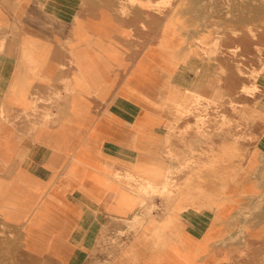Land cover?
<instances>
[{
  "label": "crops",
  "instance_id": "crops-1",
  "mask_svg": "<svg viewBox=\"0 0 264 264\" xmlns=\"http://www.w3.org/2000/svg\"><path fill=\"white\" fill-rule=\"evenodd\" d=\"M116 4L22 0L15 15L0 8V108L19 113L32 98L40 103L33 128L8 125L0 112V215L20 232L18 264H47L46 257L51 264H93L102 256L94 249L107 222L138 212L144 197L131 187L135 181L164 180L166 152L186 156L196 137L195 129L186 143L178 140L194 122L173 104L186 100L183 90L190 85L188 31L166 28L171 19L160 16L156 27L148 8L125 15L110 7ZM14 16L16 41L6 37ZM258 98L264 108V94ZM47 115L55 119L44 123ZM170 128L176 130L170 134ZM253 128L252 141H242L237 152L226 146L222 161L215 157L217 171L192 179L199 213L179 200V227L200 238L209 235L211 254L200 260H213L240 206L252 192L264 191V120ZM220 164L228 170L220 172ZM232 165L241 170L232 172ZM187 211L194 216H184Z\"/></svg>",
  "mask_w": 264,
  "mask_h": 264
},
{
  "label": "rangeland",
  "instance_id": "rangeland-1",
  "mask_svg": "<svg viewBox=\"0 0 264 264\" xmlns=\"http://www.w3.org/2000/svg\"><path fill=\"white\" fill-rule=\"evenodd\" d=\"M116 2L118 4L110 7L122 14L148 8L154 14L156 27L160 16L171 19L173 23L169 28L178 25L188 31L186 64L190 85L183 90L186 100L173 104L188 121L194 122L188 123L186 132L181 133L178 140L186 143L184 137L189 133L193 135L195 129L197 133L190 145H186V156L173 149L166 152L170 165L164 180L158 184L139 180L131 186L143 195L142 204L130 218L115 224L107 222L101 241L94 249L102 256L93 264H264V200L251 198L258 192H252L240 206L229 233L215 245L216 256L212 261L206 257L200 260L211 254V247L206 243L209 235L203 234L200 238L178 225L179 200L188 202L191 210L197 209L195 203L199 197L194 194L196 181L192 179L196 175L204 178L211 166L217 164L215 157L218 156V161L221 159L226 146L237 152L242 141L249 138L252 141L254 125L264 120V108L258 106V95L264 94V0H156L148 5L141 4V0ZM21 3L22 0H0V8L15 15ZM18 30L15 17L10 35L6 37L16 41ZM195 75L200 82L197 85ZM31 102L27 110L19 113L3 104L1 119L8 125L30 124L33 128L40 103L37 106L34 98ZM9 110L10 113H6ZM51 116H44L43 122L53 121L55 118ZM175 130L170 128L169 133ZM170 139L168 135L167 142ZM1 162L0 157V166ZM220 165V172L222 168L228 170V166ZM229 169L237 173L241 166L232 165ZM261 184L264 187V181ZM261 194L264 197V191L258 195ZM2 201L0 197V204ZM200 211L196 210L195 214ZM186 213L183 215L194 216V211ZM248 228H262L263 231L251 239L246 235ZM19 233L0 215V264H18L15 250Z\"/></svg>",
  "mask_w": 264,
  "mask_h": 264
},
{
  "label": "bare ground",
  "instance_id": "bare-ground-1",
  "mask_svg": "<svg viewBox=\"0 0 264 264\" xmlns=\"http://www.w3.org/2000/svg\"><path fill=\"white\" fill-rule=\"evenodd\" d=\"M213 1V0H212ZM208 3V2H207ZM230 3V2H229ZM237 3H238V1H237ZM251 3V2H250ZM206 4V3H205ZM209 4V3H208ZM211 4H212V2H211ZM231 4V3H230ZM11 5V4H10ZM228 5V4H227ZM259 5V4H258ZM222 6V5H221ZM237 6H239V4H237ZM206 7H207V5H206ZM210 6H208V8H209ZM227 7H229V6H227ZM233 7H235V6H233ZM230 8L231 7H229L228 9L230 10ZM210 10H211V8H209ZM217 9V8H216ZM227 9V10H228ZM236 8H234V11H236L235 10ZM222 10V9H221ZM209 11V10H208ZM238 11V10H237ZM210 12V11H209ZM216 12V11H215ZM230 12V11H229ZM199 14V13H198ZM226 14H229V13H226ZM232 14H233V12H232ZM232 14H229V15H232ZM235 14V13H234ZM228 15V16H229ZM245 15V14H244ZM244 15H242V16H244ZM195 18V17H194ZM232 18H233V16H232ZM239 19V18H238ZM171 23H173L171 20L168 22V24H167V27L166 28H169V24H171ZM14 31V30H13ZM16 32H18V31H16ZM13 34V33H12ZM18 34V33H17ZM122 34V33H121ZM17 36V35H16ZM4 37V36H3ZM15 38V37H14ZM17 61V60H16ZM162 69V68H161ZM160 71H162V70H160ZM220 76V75H219ZM216 77H218V76H216ZM170 78V77H169ZM258 81H260V80H258ZM171 84V83H170ZM163 87V86H162ZM169 87H170V85H169ZM161 88V87H160ZM159 93V92H158ZM262 95V94H261ZM260 99V98H259ZM262 99V98H261ZM255 105H257V104H255ZM259 107H260V105H259ZM19 148V147H18ZM15 149V148H14ZM9 152V151H8ZM43 154V153H42ZM263 156V155H262ZM218 164H215L214 166H211V170L212 171H217V166ZM240 190V189H239ZM15 196V195H14ZM256 197H262L261 199L262 200H264V197H263V195L261 194V195H258V194H256V195H254V196H251V198H256ZM15 201V200H14ZM14 203V202H13ZM16 203V202H15ZM19 204V203H18ZM14 205V204H13ZM16 207H17V205H15ZM3 208V207H2ZM262 213V212H261ZM8 216V215H7ZM264 216V215H263ZM9 220V219H8ZM13 222V221H12ZM253 230H255V229H253V228H248V230L246 231V235L247 236H251L252 235V231ZM55 239V238H54ZM54 243V242H53ZM68 243V242H67ZM66 243V244H67ZM59 244H61V242L59 241ZM69 244V243H68ZM41 245V244H40ZM44 245V244H43ZM58 245V244H57ZM45 246H46V244H45ZM49 246V245H48ZM71 246V244L68 246L67 245V247L69 248ZM60 248H61V246H59ZM64 248V247H63ZM47 249H48V247H47ZM41 250V249H40ZM67 251V250H66ZM19 253V252H18ZM16 255V254H15ZM35 256V255H34ZM52 256V255H51ZM57 257H59V255L57 256ZM35 258V257H34ZM38 258V257H37ZM47 258V257H46ZM45 258V261L47 262V264H49V262H50V259H49V261H47V259ZM51 258V257H50ZM56 258V257H55ZM85 258V257H84ZM53 260V259H52ZM41 261V260H40ZM39 261V262H40ZM38 262V263H39ZM42 262V261H41ZM55 263V262H54ZM71 263V262H70ZM39 264H41V263H39ZM50 264H51V262H50Z\"/></svg>",
  "mask_w": 264,
  "mask_h": 264
}]
</instances>
